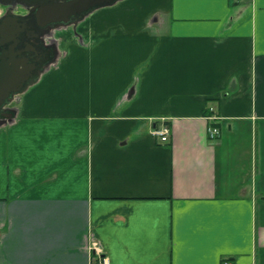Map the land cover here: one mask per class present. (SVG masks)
Masks as SVG:
<instances>
[{
  "label": "crops",
  "instance_id": "0c3cea01",
  "mask_svg": "<svg viewBox=\"0 0 264 264\" xmlns=\"http://www.w3.org/2000/svg\"><path fill=\"white\" fill-rule=\"evenodd\" d=\"M56 31L0 125V264H264V0H118Z\"/></svg>",
  "mask_w": 264,
  "mask_h": 264
},
{
  "label": "water",
  "instance_id": "95a60500",
  "mask_svg": "<svg viewBox=\"0 0 264 264\" xmlns=\"http://www.w3.org/2000/svg\"><path fill=\"white\" fill-rule=\"evenodd\" d=\"M117 1L0 0L28 10L21 14L8 9L0 17V125L13 121L16 109L9 105L56 61L57 44L47 43L45 36L62 26H76L94 10Z\"/></svg>",
  "mask_w": 264,
  "mask_h": 264
},
{
  "label": "built area",
  "instance_id": "2783aa9c",
  "mask_svg": "<svg viewBox=\"0 0 264 264\" xmlns=\"http://www.w3.org/2000/svg\"><path fill=\"white\" fill-rule=\"evenodd\" d=\"M155 134L159 135L162 141H168L170 136V126L168 124H163L161 128L156 129ZM220 134V129L217 126L210 128L209 136L211 139L218 137ZM94 264H110L107 258H101L96 261Z\"/></svg>",
  "mask_w": 264,
  "mask_h": 264
},
{
  "label": "rangeland",
  "instance_id": "374dc122",
  "mask_svg": "<svg viewBox=\"0 0 264 264\" xmlns=\"http://www.w3.org/2000/svg\"><path fill=\"white\" fill-rule=\"evenodd\" d=\"M8 9H11L12 11L17 12L19 9L22 10L23 8H21L19 6L9 7L7 5L0 4V16L2 14L4 15ZM59 36H60V33H58L56 30H53L49 35H47L46 39H47V41H49L51 43L53 41H59L60 40Z\"/></svg>",
  "mask_w": 264,
  "mask_h": 264
},
{
  "label": "flooded vegetation",
  "instance_id": "af4514ba",
  "mask_svg": "<svg viewBox=\"0 0 264 264\" xmlns=\"http://www.w3.org/2000/svg\"><path fill=\"white\" fill-rule=\"evenodd\" d=\"M19 7H21V6H19ZM22 8V7H21ZM24 9V8H23ZM21 10V9H19L18 11H17V13H21V14H23V13H25L26 12V10L24 9V10ZM3 15V14H2ZM2 15L0 16V17H2ZM10 107H12V104L10 105Z\"/></svg>",
  "mask_w": 264,
  "mask_h": 264
}]
</instances>
